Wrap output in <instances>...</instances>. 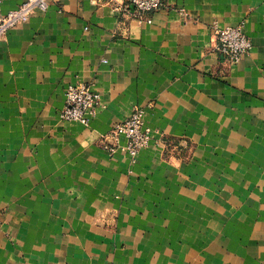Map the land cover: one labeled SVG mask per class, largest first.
<instances>
[{
	"label": "crops",
	"instance_id": "1",
	"mask_svg": "<svg viewBox=\"0 0 264 264\" xmlns=\"http://www.w3.org/2000/svg\"><path fill=\"white\" fill-rule=\"evenodd\" d=\"M163 3L51 0L0 39V264H264V0ZM77 84L87 126L60 118ZM134 107L150 145L109 155Z\"/></svg>",
	"mask_w": 264,
	"mask_h": 264
},
{
	"label": "built area",
	"instance_id": "2",
	"mask_svg": "<svg viewBox=\"0 0 264 264\" xmlns=\"http://www.w3.org/2000/svg\"><path fill=\"white\" fill-rule=\"evenodd\" d=\"M50 1L24 0L17 8L0 16V39L8 30L25 24L32 15L45 12ZM121 2L124 4V10L132 6L139 15L156 12L164 4V0H121ZM213 33L216 37L218 53L230 65L238 64L252 47L241 25L214 27ZM100 106V95L90 85H69L65 92V105L60 111V118L87 126L96 116ZM143 114L142 108L134 107L125 120L115 124L105 135L102 146L109 155L120 149L134 161L139 152L150 145V132L144 128ZM121 140H124L123 144L120 143Z\"/></svg>",
	"mask_w": 264,
	"mask_h": 264
}]
</instances>
